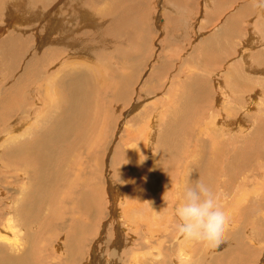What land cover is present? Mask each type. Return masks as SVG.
I'll return each mask as SVG.
<instances>
[{"label": "bare ground", "instance_id": "1", "mask_svg": "<svg viewBox=\"0 0 264 264\" xmlns=\"http://www.w3.org/2000/svg\"><path fill=\"white\" fill-rule=\"evenodd\" d=\"M31 1H33V0H31ZM71 1L72 0H57V2L55 4H51V3H48L46 1L44 3V5H42V6L39 5L37 2L36 5H39L38 11H36V12L30 11L32 13L31 16L33 17L34 21L36 23L40 24L41 22H43V21L45 22L48 19L45 22L46 23L45 24V30L42 33L38 34L37 29L39 26L35 27L34 22H32V21L28 22L29 19L26 16V13H27L26 11L29 8L28 5H30V4H28L26 2V0H0V67L3 69L0 72L3 73L6 78L11 79L12 76L16 77V80L12 79L13 80L12 88L8 89V91H6L5 88H2V91H4V92H2V93L0 92L2 94V97H3V99L0 100V113H2L1 110L3 109V114L1 116L5 120V123L3 122L2 125H0V127H3V125H5L3 127V129L0 131V136H5L7 138V140L6 139L4 140L6 143L5 144L2 143L4 145L0 144V148L3 147L5 150V151L2 150L3 152L0 153V220H2L1 219L2 216H5L4 221H0V264H55L54 259H56V258H62L64 260L63 261L64 264H69L70 262H71V264H76L77 260H76L75 255L77 256V249L73 246V244L72 245L70 244L71 241H69L67 236H66L69 233L63 235V237L65 239V245L64 246H65V250L67 252L66 253L65 251H63L66 254L65 257H60L56 252H53L52 254L56 253L57 257L53 258V256H52V258L49 259L51 257V255L48 258L47 257L48 254H45V252L48 251L47 247L50 244V241H53L51 237L52 236H53V238L58 237L57 236L59 234L58 231H57L58 234L56 235V237H54L55 230L56 229L58 230L59 227L61 229V226H62V225L57 226V228L55 229V227H56L55 223L57 221L53 224L54 221L52 222V220H54L55 217L52 218V216L53 215L55 216V214H58L60 217V215H62L64 213L62 208H64L63 206H65V203H67V206L70 207L69 200L67 201V199H65V197H63L64 194H66L69 190L64 191L62 193L60 192V190H62L60 185H63V183L65 182V175L63 174L65 171L63 173H62V171L65 170L69 166V164H67L68 161L66 162L63 160L62 161L64 163L66 162V164H64V163L62 164L61 160L58 161L59 157L61 156L60 159H62V154L64 155L63 150H68L70 153V149H67V148L69 146L73 145L72 140H70L73 136H76V138L78 139L77 135H75V134L76 133L80 134L77 132V130L80 129L78 126L77 119H78L79 115L83 114L82 112H83V109L85 107H83L82 105L85 104L87 108H90V106H92V105L88 104L90 102L88 100V98L90 95H94V93L99 95V91H100V89H98V88H100L99 82L103 77L105 78L106 75L109 76L108 74H111L110 80L113 78L112 80H115L118 83H119L118 79L121 80V84L119 83L120 86H118V87L114 86V88H116V90H114L115 93H113L111 90L110 94H108V91L106 93V91H104L102 88V87H104L106 82L104 84L102 83V86H101V89L103 91L102 94H106V97H105V99H107L106 101H108V97L109 98L112 97V99L114 101H115V99H118L119 101L122 99L124 100L129 96V93H131L130 90L128 89L127 82L130 80L134 81L136 75L139 76L138 75L139 74L138 68H140V65L138 67L137 62L136 63L134 62L135 61L134 60L135 58L133 57L134 53H131L133 55L130 56L131 54L128 55V51L125 50L128 48V44L125 42H121V41L119 42V38L125 37L126 41H131L133 39L130 37V35H133L132 33L143 34L144 39L142 38V41L144 40V42H146V46H148L147 43L150 41L149 37H150V35L152 37V34L154 32V31H152V29H154L156 27L153 25L154 28L152 27V29L151 28L148 29L150 23H148L145 20H144L145 22H140L141 21L140 19L143 17V15L141 13H144V15H146L148 13L147 12L148 10L140 4H139L140 8L135 9V8H133V6L126 4V0H78L77 4H75L74 6L69 4V2H71ZM144 1H146V0H144ZM222 2H225V3H222ZM234 2L238 4L237 5L238 7L236 6L235 11L228 14L224 20L220 21L221 17L223 15H225V13L227 11L229 12L228 9L230 7L235 8ZM169 3H171V2H169ZM4 4H5V7L3 6ZM252 4H253V0H216L215 4H213L211 2V0H206L205 9L203 12L204 18H203L202 26L205 28L207 25V22H209V21L212 22V20L214 19L216 27L213 28V30L210 29V33H205L206 36L203 39H201L200 42L198 41L199 45H197V46L195 45V47L192 48V53L190 55L186 52L185 53L190 56L189 58H191V57L193 58L195 56H198V59L200 61H203L206 63H207V59H208V62L220 63L219 65H221L222 62H225L226 61L225 59H227V61L229 62L230 60H228V58L231 56H229L230 53L228 54V52L233 50V48H234L233 46H234L236 40L239 38V36L242 33L241 31H242L243 25H246V28H247V29L245 28L246 29V36H248L250 38V40L249 39L248 40L253 44V46L258 44V40H264V9L260 8L257 10V12H255L253 15L250 16L248 9H252ZM32 5H34V4L32 3L30 5L31 8L33 7ZM143 5H144V3H143ZM190 10H191V8H190ZM209 10H212V11H209ZM231 10L232 9H230V11ZM250 11H252V10H250ZM181 12H183V10H181L180 13L178 11L179 14H181ZM76 14L77 15L81 14V16L78 17L80 20V23L78 24L79 25L78 28L74 27L73 25L69 26V24H65V21H64L65 18L67 19L68 17H70L71 22H73L74 19L76 18L75 17ZM132 14H134V15L136 14V16H137L135 18L134 22H132L130 19ZM177 18H178V16H177ZM162 21H163V19H162ZM218 21H220V22L218 23ZM94 22L97 23V25L102 24V27L96 31H99L101 29H106V31L109 29H112V30H109L112 34L111 36H108V37H110L109 42H107L108 38H105L106 36L103 37V34H101L99 36L100 43L88 44V43H86V41H84V39L88 40V38L86 35H83L81 33H84L85 32V31H83L84 28H86V27L89 28L90 26H92L91 24ZM138 22H140V23H138ZM155 22H156V20H155ZM6 23H8V24H6ZM43 24L44 23H42L41 25H43ZM177 24H179V22H177ZM190 24L192 27L194 26V23L190 22ZM159 26H161V25H159ZM210 26H212L211 23H210ZM126 27L130 28V30L126 29ZM209 28H212V27H209ZM208 29H207V31H208ZM154 30L156 32V28ZM172 30H174V28ZM7 31L9 32V35L3 37V33L5 34ZM28 31L34 32V34L32 33L29 36V34H26V33H28ZM176 31L177 30H175V32ZM175 32H174V34H176ZM205 32H206V30H205ZM159 34H158V36H159ZM196 35H197V33H196ZM75 36H79V37L77 38ZM193 36L195 37V34ZM202 36H204V35H202ZM202 36L200 35V37H202ZM175 38L176 39H174V40H179L180 37L175 36ZM259 38H261V39H259ZM204 39L206 41H204ZM246 39H247V37H246ZM30 40L31 41L34 40V44H32V43L30 44ZM168 40H169V38H168ZM104 41H106V42H104ZM191 42L192 41H190V43ZM250 42L247 45L248 47L246 46L247 47L246 49H248L250 47L249 46ZM110 43L112 45H109ZM131 43H130V45L132 46ZM165 43H166V40H165ZM194 43H196V42H194ZM238 43H240V42H238ZM188 44H189V42H188ZM261 45H262V46H260L261 51L258 48H256L255 50H259V52H261V53H259V52L258 53L260 55L261 54L264 55V43ZM116 46H118V48ZM135 46H138V44ZM253 46H252V48H253ZM241 47L243 48V46H241ZM161 49H163V48H161ZM92 50H94V51L92 52ZM225 50H227L226 56L225 57L221 56V55H223L222 52L223 51L225 52ZM252 51L253 50L251 49V52ZM156 53H157V51H156ZM216 53L221 54V55H218ZM212 54H214V55L216 54L218 58L216 56H212ZM160 55H162V54H160ZM256 55H257V58L262 56V55L260 56L258 54H256ZM200 56L205 57V58L201 59ZM247 56H253V55H249L248 51L246 50V52L242 54L240 60H238V61L233 60L232 62H234V64L226 67L225 72H220L221 70L220 71L217 70L220 73L219 81L217 79L212 80L211 78H210V80H208V78H207L206 81H203V80H199V79H203V78H200L202 76L197 77L195 75L196 76L195 77L193 75L194 77H192V81H191L193 83H190V80L187 77V79H185L184 81H182V82L180 81L181 82L180 84L170 86V88L172 87V89H173L171 91V93H175L174 94L175 96L176 95L178 96V94L181 90H182L181 91L182 93L186 92L183 96V99H186V101L190 102V103L196 102V101L202 102L203 100L205 103H207L208 99L215 96V98H217V101H218L216 103H218V106L220 105L218 111L223 112L222 114H220V113L218 114L219 117L215 116L216 115L215 113L214 114L212 113L211 116L209 117V119H207V120H205L204 118L202 119L200 117H199L200 118L199 119L196 116L198 118V120L196 118V120H197L196 123H195V120L193 122L190 121V123H189V122H186V120L188 118L184 117V115L186 114L184 108L182 107V109H181V107L180 108L176 107L175 109L179 111L177 113L178 116H174V117L169 118V116L166 115V119H168V120L165 119L163 121H161V120L156 121V118H154V117L158 118V116L153 115L152 116L153 118L151 117L152 119H148L145 122V126L143 127L144 129L147 127L145 130V133H141V132L140 133L142 135H144V136H141V137H143L141 139L142 140L141 144L144 143L145 147H146V150L144 152L145 157H146V163L143 162V160L141 159V156H139V152L137 150H133V152H132V151H130L131 149L129 148L130 149L129 151L132 153L129 156H126V158L131 157L128 160L129 164L126 161L128 164V167H130V166L133 167L135 172L138 173V175H141L144 172L150 171L151 165H153L152 170L155 168L154 162H153V164H150V162L155 160L156 161L155 163H158L155 156H157V152L160 154V150L166 149V144L174 143L176 146L177 152H178V149L183 150L184 152L186 151L185 149H187V145L185 142L188 141V145H189V143L192 144L191 152H190V149H188V153H187L188 155H187V157H185L186 158L185 162H184L185 164H178L176 162V164H171L169 167L167 166L168 168L166 169L167 171H170V172L172 171V174H170L171 178L175 176V178H172V180L175 182L177 181L176 185L174 186V188H175L174 192H175L176 196L172 195V197L175 199H180V200H178L179 205H180V203H182L183 190H184L185 185L189 182V179H190V181L192 180L193 182L195 180L199 179L206 184L210 183V182L207 183L206 180L201 176V174H198V172H197V171H200V173H201L202 169H201L200 164H204V163L206 164L207 158L205 156H203V154H204L203 148H205L206 146H208V149L211 148L209 150H211V153H214V157H215L218 155V153L222 152V148L220 149L219 147H216V144H217L216 143V137L217 136H220L221 138L224 139L221 141V144L224 145L223 148H225V147L227 148L228 143H230L232 145H233V143H237V142L241 144L242 141H244V142L246 141V143H247L248 140H255L257 135L259 134V130H258L255 133L252 132V133L246 134V136L244 135L245 137L243 139H242V137L240 139V137L239 138L236 137V135L233 134L232 131L230 130L233 125L231 126L230 123L225 122V119L230 121L232 114L235 111L234 107L236 106V104H235V106L229 105L232 102L230 100L231 95H233L232 100L235 101L239 106L240 105L243 106V103H242L243 100L242 99H244L243 97H244L245 93H248L247 95H245V99L248 101L249 104H252L254 102L259 103L258 101L264 95V73L262 72V74L259 75V73L256 74L255 71H252L249 68V70H251V72H249V74H246V71H245L246 67L243 69V64L240 63V61H243V63H245L247 60L246 59ZM211 57H214L216 59L213 60V58H211ZM139 58H141L140 60L142 61V57L140 55H139ZM139 58L137 57L136 59H139ZM189 58H188V62H189ZM237 58H239V57L237 56ZM262 58H263V62L261 61L262 62L261 64L264 65V57L262 56ZM163 59L161 61L164 62V64H166V60L164 61ZM165 59H166V57H165ZM191 59H190V61L194 60V59H192V60ZM130 61L134 62L133 65L131 64L132 62L130 64H128ZM200 61H199V63H200ZM188 62H187V64H188ZM141 64L143 65L144 61ZM156 64H157V62H156ZM160 64H161V62H160ZM182 64L183 63H181V65ZM207 64H209V63H207ZM246 64H248V63H246ZM250 64H249V66H250ZM193 65H194V63H193ZM195 65H197V64H195ZM198 65H200V64H198ZM216 65L218 66V64H216ZM216 65H214V66H216ZM226 65H228V64H226ZM184 66H185V64H184ZM189 66H187V67H189ZM54 67H58V69L55 70V69H53ZM190 68H192V67L190 66ZM198 68H200V67H198ZM201 68H202V66H201ZM212 68L214 69V67H212ZM220 68H221V66H220ZM257 68H259V66ZM127 69H130L131 72L130 73L126 72ZM164 69L166 70V68H164ZM177 69H176V71H177ZM216 69H218V68H216ZM216 69H214V70H216ZM247 69L248 68H246V70ZM262 69L264 70V68H262ZM189 70H191V69H189ZM263 70H261V71H263ZM106 71H108V72L104 73ZM204 71H206V70H203L202 72L206 73L208 71V67H207V71L206 72H204ZM217 71H215V72H217ZM101 72H103L102 75H101ZM195 72L197 73V71H195ZM200 72H201V70H200ZM202 72L200 74H202ZM91 73H92V75H91ZM160 73H161V71H160ZM209 73L212 76H214L213 70L211 72L209 71ZM187 74H189V73H187ZM221 74H223L224 77ZM160 76H162V75H160ZM178 76H179V74H178ZM186 76H188V75H185L184 77H186ZM226 76H228V77H226ZM230 76L232 78H234L233 76H235V80H236V82L234 81L235 83L229 79ZM166 77H167V75L162 79H165ZM177 77H174V78H177ZM209 77H211V76H209ZM6 78H4V79H6ZM195 78H197V79L199 78V79L197 80ZM212 78H214V77H212ZM215 78H217V76ZM154 79H153V81H155ZM159 79L160 78H158V82H159ZM137 80H139V78H137ZM156 81H157V78H156ZM255 81H257V82H255ZM110 82L111 81H109V78H108V84H110ZM134 83H136V81H134ZM113 84H114V82L112 83V85ZM131 84H132V82H131ZM142 84H144V83H142ZM149 84H151V83H149ZM161 84H163V82H161L160 85ZM98 85H99V87H98ZM112 85H110V86H112ZM115 85H116V83H115ZM155 85H156V83H155ZM105 86H109V85L106 84ZM166 86L168 87V85H166ZM239 86L242 89L238 88ZM250 86H254V87L256 86L255 89L259 88V90L255 91V89H253L254 92H256V93L253 94V92H252L249 94V92H250L249 87ZM132 87H134V86H132ZM141 87L144 89L146 86L144 87L142 85ZM161 87H163V85ZM246 87H248L249 90L248 89L246 90L245 89ZM157 88H158V86H157ZM104 89H105V87H104ZM110 89H112V88L109 87L108 90H110ZM193 89L195 90V93L191 92L190 94H188L189 90L193 91ZM165 90H167V88ZM137 91H138V89H137ZM157 91H159V89ZM142 92H143V90H142ZM150 93H152V92H150ZM150 93H149V95H150ZM96 94L94 97H96ZM17 95H19L21 100L18 99L19 100L18 101L16 99ZM160 95L158 94V97ZM101 97H102V95H101ZM92 99H94V98L92 97ZM146 99H148V98H146ZM166 99H168V98H166ZM141 100H143V99H141ZM156 100H157V98H156ZM97 101L99 102L100 99ZM136 101H135V103H137ZM172 101H174V99ZM109 102H111V101H109ZM109 102H107V103H108V106L110 107ZM116 102H117V100H116ZM211 102H212L211 104L214 103L213 100ZM111 103H113V102H111ZM203 104L204 103H202V105ZM209 104H210V102H209ZM96 105H97V103H96ZM100 105H101V103H100ZM105 105H104V108H105ZM141 105L142 104L140 102H138V104H136L134 109H133L135 111L139 109L138 113L135 114L136 116H134L135 118L137 117V119L140 115H142V113H144L146 110H148V107H149V105H146L145 107L141 108ZM144 105H145V102H144ZM154 105L155 104H153V106ZM194 105H195V103H194ZM170 106L173 107L171 104H170ZM182 106H184V105H182ZM207 106H208V104H207ZM207 106L205 104V107L203 109H206ZM208 107H210V106H208ZM99 108L102 109L103 104H102V107L99 106ZM110 108H112V107H110ZM164 108H165V106H164ZM240 108L242 110H244V109L249 110V107H247V106H245V107L243 106ZM125 109H127V108H125ZM250 109L252 110V108H250ZM90 110L93 111L92 108ZM88 111L89 110H87V111L85 110V112H88ZM112 111H114V110H112ZM135 111H131L130 113H128V111H127L128 114L125 115L126 119H125V122L123 124L125 126H123L121 124L124 128L129 127V122L126 120L131 119L130 115L134 114ZM204 111L201 109L198 112L203 113ZM101 112L102 111H100V115H102V113H103V112L102 113ZM194 112H196V111H194ZM214 112H215V110H214ZM87 114H84V115H87ZM112 115L113 114H111L110 116H112ZM98 116H99V113H98ZM190 116H191L190 118H192L193 115H190ZM15 117H21L23 119V121H15V119H14L15 122L10 124L11 119L15 118ZM101 117L103 118V116H101ZM57 118L60 119V121H59V123L56 124ZM86 118H87V116H86ZM108 118H109V115H108ZM99 119L97 121H99ZM137 119H134V120H137ZM32 120H33V123L31 126H26L27 128L24 127L25 129L23 128L24 130H22V131L18 130L20 125H22V127H23L24 123H29ZM81 120H84L83 117H81ZM81 120L79 122H81ZM93 120H94V118H93ZM106 121H108V120H106ZM18 122H20L21 124L19 125ZM88 122H91V121H88ZM92 124H94V126H95V128L94 127H92V128L96 129L95 124H97V123H92ZM239 124H242V123H239ZM196 125H198V126H196ZM254 125H256V124H254ZM98 126L101 127V125H97V127ZM180 126H181V131L183 129L184 133L181 132L179 134L177 128H179ZM242 126H243V124H242ZM83 127L84 126H82L81 129H83ZM81 129H80V132H81ZM84 129L86 130V126ZM89 129H87V130H89ZM157 129L160 131L159 135H157V132H156ZM94 131H91V132L93 133ZM126 131H127V129H126ZM97 132L98 131H96L95 134H97ZM119 132H121V131H119ZM155 132H156V134H155ZM86 133H88V132H86ZM133 133H134V131H133ZM116 134H117V132H116ZM119 134H121V133H119ZM90 135H92V134L90 133ZM84 136H87V135H84ZM97 136H95L94 138H96ZM116 136H118V135H116ZM120 136L121 135H119L117 137V139H116V137H114V140H112L111 142H115V144H116L119 142V139H122V142H123L124 138H122V137L120 138ZM155 136H157L158 139ZM111 137H113V135ZM92 138H93V135H92ZM102 138H101V140H103ZM90 140H91V138H90ZM90 140L88 139L89 144L91 143ZM74 141L75 140H73V142ZM78 141H77V143H78ZM99 141L95 140V142H98V144H99ZM62 142H63V144H62ZM88 142H85V143L83 142L82 145H84V144L88 145ZM92 143H93V141H92ZM102 143H100V144H102ZM82 145H80V146H82ZM95 145H93V146L95 147ZM154 145H158V148H155ZM238 145H236V146H238ZM115 146L116 145H114V148H116ZM122 146H125V145H122ZM241 146H243V144L239 146L240 149L242 148ZM74 147L72 148V150L74 149ZM91 147H92V145H91ZM95 148H98V147H95ZM119 148H117V149H119ZM77 152H79V151H77ZM119 152H120L119 154L122 157L121 159H123V156L126 155L127 150H126V152L121 151V150ZM235 153H236V151H235ZM2 154H3V160L1 157ZM189 155H191L190 158H189ZM233 155H234V153H233ZM236 155L238 157V154H236ZM71 156L72 155L70 154L69 158H71ZM118 157H119V155H118ZM209 157H211V156H209ZM113 159H115L114 156H113ZM121 159H119L118 162H121L120 161ZM182 159H184V158H182ZM72 161H73V159H72ZM58 162H61V164L60 163L54 164V163H58ZM69 162H71V161H69ZM171 163H172V161H171ZM208 163H210V160ZM212 163H210V164H212ZM73 164H74V161H73ZM226 164H227V162H226ZM71 165H72V162H71ZM223 165L221 166L219 164V166H221L222 168H223ZM79 166H80V164H79ZM206 166H207V164H206ZM243 166H244V164H243ZM53 167H56V170L54 172H53ZM209 169H211V167H209ZM166 170H164V171H166ZM232 170H233V168H232ZM247 170L248 169H246V171ZM79 171H81V170L79 169ZM252 173L253 172H251V174ZM258 173H256V175ZM121 175H123V174H121ZM159 175H161V174H159ZM220 175H222L224 177V174H219V176ZM247 175H250V174L247 173ZM125 176H127V175H125ZM164 176L166 177L165 174H164ZM227 176H225V178ZM114 177H115V175H114ZM123 177H124V175H123ZM204 177H207V176H204ZM208 177H209V175H208ZM160 178H162V177L160 176ZM167 178L169 180V176ZM245 179H247V176ZM164 180H166V179H164ZM164 180H162V181H164ZM168 180H166V182ZM212 180L214 181V179H212ZM224 180L225 179H223L221 181L219 180L218 183H215V185L212 184L211 187L214 186L212 189L213 190L215 189V192L219 198V203L221 205H223L230 198H233V200H235V202H233V204L234 203L236 204V199L238 198V196L240 198H242L241 192H244L243 191L244 188L241 187L242 190H240L239 189L240 187L236 186L237 190L235 191V193L233 191V188H232L233 192H231V190L228 187H226L227 184H225ZM231 180H232V178H231ZM241 180L237 182L238 183L237 185H240L239 182H241ZM54 181L57 184L60 183V184H58V187H57L59 190L58 195H56L57 194L56 192L54 195L53 188L55 186L52 187L53 186L52 183ZM156 181H155V183H156ZM55 182H54V184H56ZM166 182H165V184L167 185V183L169 181L167 183ZM226 182H227V180H226ZM229 182H231V181H228V184H229ZM159 183H161V182H159ZM253 183L255 184V182H253ZM168 184H170V183H168ZM173 184H172V186H173ZM97 185H99V184H97ZM104 185H107V182H105ZM244 185H246V182H245V184L243 182V186ZM161 186L159 185L160 188H161ZM149 187H151V186L149 185ZM254 187H256V185ZM57 188H56V190H57ZM165 188H167V187H165ZM91 189L92 188H90V190ZM100 189H101L100 186H96V184H94L93 193L90 196L89 193L84 194L85 191H87V190H85V189L83 190L81 188L82 191H81V193L79 192L78 195L84 194L83 195L84 197L82 200H80L81 203L80 202L75 203L76 206H77V204L78 205L85 204V205L89 206V209L87 208V206H86V208L89 210L90 213H92L93 215L95 213H97L98 209L96 207L98 205L95 207L94 206L95 202H93L94 205L92 206L91 200L93 198L99 199V196L101 193ZM105 189L106 188L104 187V190ZM261 189H262V187H261ZM64 190H65V188H64ZM72 190H73V192H75L74 189H71V191ZM250 190H252V189H250ZM101 191L103 192V190H101ZM119 191H120V193L118 195H120V202H119L118 207L120 208V210L118 212V215L116 214L117 215V222L115 225L116 226L115 234L117 237L115 236V238L112 240V245H113L112 247L113 248L110 249L107 253L105 252L107 250L106 248L105 249L101 248L100 249V251H101L100 257H103L101 260H100V257L98 255V252L97 253L95 252V255H94V254H92V251H91V253L88 255L89 260L86 262V264H120V263L121 264H171L172 262H170V261L172 259H173L172 261H174L176 259L177 263H180V264H264V258L263 259L260 258L261 260H257V261L255 259L256 254L260 255V253H263V252H261V249H260V248H262L263 245L260 246L259 248H253L254 247L253 240L250 238H247V237L245 238L241 233V230H240L241 228L237 232L235 231V229H233L235 226L233 228H230V230L227 232L229 237L226 236L228 239V245L227 246H225V244L227 243L226 237H225L224 242L221 244V246L219 248L210 249V248L206 247L201 242L184 239L177 231V224L179 222H177L174 219L168 218V220H166L164 218L162 220L163 221L162 227H160V229L162 228L163 230H159V232L153 230V226H155V224L158 221L156 216L159 215V213L156 210H153L152 213H150V214L149 213L146 214V212H143L142 208L135 210V208H140V207H135V204L134 205L131 204L130 209H132V213L134 216H130L128 213L129 211H127V213H126L128 215V217H127V215L124 213L126 210H128L127 209V206L129 205L128 204L129 199L127 197L128 195H126L125 188L124 189L121 188V190L119 189ZM121 191L123 193V196H122ZM127 191H128V189H127ZM247 191H249V189ZM155 192L158 193L157 191H155ZM106 193H107L106 191L102 193L103 197H105V198H106ZM156 193H155V195H156ZM165 193H166V191H165ZM249 193H251V192H249ZM256 193H258V190H257V188H254L253 194H256ZM261 193L263 194V191ZM39 194H40V197H39ZM46 194H49V195L53 194L54 198H56V199H54L53 195H52V198H51L52 200L49 199L50 201L45 202L44 205L42 204V206H41L42 208H40V209H42V211H40V209H38L37 212H35L34 208L36 207L39 198L43 199L44 198L43 196ZM245 194L248 195L247 193H245ZM262 194H260V195H262ZM251 196H252V194H251ZM66 197H69V196H66ZM168 199H170V197ZM64 200H66L67 202L66 201L64 202ZM258 202L259 201L256 198H253L252 203H250V204H251V206L254 207L255 204L256 205L259 204ZM106 203L108 204V203H110V201L109 202L105 201V205H107ZM31 204H34L35 207L34 208H32L33 206L30 207ZM71 204H72V202H71ZM125 204H126V207H123V205H125ZM246 204H244V205H246ZM175 205H177V204L175 203ZM168 206H170V205H168ZM251 206H249L248 208H245L246 207L245 206L244 207L245 210H243V213L246 212L245 213L246 215H252L255 211H254V208ZM146 207L147 206H145V208ZM164 208H166V207H164ZM61 209H62L63 213H61ZM87 209H86V211H87ZM81 210H82V208H81ZM159 210H161V209H159ZM164 210L165 209H163V211ZM235 210H237V209H235ZM68 211H69V209H68ZM86 211L84 213H88ZM166 211H167V209H166ZM169 211H171V210H169ZM241 212L242 211H240L238 213V215H240ZM255 213L253 216H255ZM76 214L78 215V213H76ZM47 215H48V218L50 217L49 219L47 218ZM67 215L68 214L66 213V216ZM82 215H83V212H82ZM263 216H264V214H263ZM68 217H69V215L67 216V218ZM133 217L135 218L136 221H140L139 224H141V223L146 224L145 230L142 233L139 232V234H141L143 237V234L146 233L147 235L145 237L147 240L144 242V240L142 238L140 239V241H139V238H137V237L135 238L139 242L142 241V243L143 242L145 243L139 250L143 251L144 250L143 247L146 246L147 242H148V244H150V245L147 244L149 247L147 246L145 248V250L149 251L150 254L147 253L148 256L145 255L143 258H138L137 255H139V254L135 253L133 250H131V252H129V253L123 252L121 250L122 246L120 247V246H118L119 243L118 244L115 243L116 241H119V240L122 241L124 238H126L128 240L131 239L129 237V234L125 235V230H124L125 226L122 227L120 225L126 224L128 226V225H130V223L132 225H134L135 222L133 221ZM239 217H241V216H239ZM250 218H253V217L251 216ZM63 219H64V216H63ZM126 219H127V221L129 220L128 221L129 224L125 222ZM55 220H57V219H55ZM67 220L68 221L72 220V218L67 219ZM256 220H257V216H256ZM62 221H64V220H62ZM76 221H80V220L78 219ZM112 221H113V219H112ZM233 221H234V219L232 220V222ZM250 221H252V220H250ZM86 222H88V220L85 221V226H84V224H83V226H81L83 228H81L80 230H76V233H80V232L82 233L84 229H85V232L88 231V229H89L88 227H91V226L87 225ZM103 222H101V223H103ZM236 222H235V224H237ZM51 223H52V225H51ZM166 223H169V224H166ZM239 223H241V222H239ZM80 225H82V224H79V226ZM100 225H102V224H100ZM69 226H71V225H69ZM75 226H77V225H75ZM243 226H245L244 223H243ZM249 226H253L252 222L249 224ZM249 226L246 228L250 229L251 227H249ZM133 227H130V228H133ZM100 228H102V227H100ZM112 228H113V226H112ZM170 228H172V230H170ZM49 229L52 231H50ZM60 229H59V232L62 231ZM109 229L110 228L108 227L104 230L103 238L105 237V234L109 231ZM73 230L75 231L74 227H73ZM100 230H102V229H100ZM129 231H130V229L128 230V232ZM247 232H249V231H247ZM254 232L256 233L255 230H254ZM131 233H132V231H131ZM49 234L51 237H49ZM263 234H264V232H263ZM61 235H62V233L59 236H61ZM133 235L134 234H132V236ZM154 238H156L157 240H154ZM55 241H57V240H55ZM225 241H226V243H225ZM98 242H99V240H98ZM142 243H140V245H142ZM60 244H61V242H60ZM258 244H260V243H258ZM53 245H56V244L54 243ZM135 245H138V242L135 241ZM200 246H202V247H200ZM225 247L226 248L229 247V249L224 250ZM256 247H258V246H256ZM49 248H50V246H49ZM52 248L55 249L54 246ZM166 248H167V250H166ZM199 248L201 249L200 253H199ZM95 250L97 251L96 247H95ZM221 250H224V252L222 253L223 255H216V254L220 253ZM52 251H53V249H52ZM166 251L168 253H166ZM79 252H81V251H79ZM69 253H71V255H72V260H71V255ZM63 255H64V253H63ZM140 257H142V256L140 255ZM55 261L57 263V260H55ZM79 262L80 261H78V263Z\"/></svg>", "mask_w": 264, "mask_h": 264}, {"label": "rangeland", "instance_id": "2", "mask_svg": "<svg viewBox=\"0 0 264 264\" xmlns=\"http://www.w3.org/2000/svg\"><path fill=\"white\" fill-rule=\"evenodd\" d=\"M34 1V0H33ZM33 1H31V0H26V2L28 3V4H34V5H32L33 7L31 8V6L30 5H28V9H27V13H26V16H27V18L29 19H27L28 20V22L29 21H32V22H34V24H35V27H38V29H37V32H38V34L39 33H42L44 30H45V22L48 20H46L45 22L43 21V22H41L40 24H38V23H36L35 21H34V19H33V17L31 16V12H36V11H38V7H39V5H44V3L47 1L48 3H51V4H55L56 2H57V0H35L34 2ZM44 1V2H43ZM51 1V2H50ZM77 1L78 0H72L71 2H69V4H71V5H75V4H77ZM131 1V2H130ZM167 1V2H166ZM32 2V3H31ZM37 2H38V4L39 5H36L37 4ZM40 2V3H39ZM134 2V3H133ZM169 2H171V3H169ZM173 2V3H172ZM211 2L213 3V4H215L216 3V0H211ZM143 3H144V5H143ZM166 3V4H165ZM222 3H225V2H222ZM126 4H129L130 6H133V8H135V9H137V8H140L139 6L140 5H142L144 8H146L148 11V13L146 14V15H144V13H141L142 15H143V17L140 19L141 21L140 22H145V21H147L148 23H150L149 24V27H148V29H152V27L154 28V26H156L155 28H156V32H155V28L154 29H152V31H154L153 32V34H152V37H151V35H150V37H149V39H150V41L147 43L148 44V46H146V42H144V40L142 41V38L144 37L143 36V34H137V33H132L133 35H130V37L131 38H133L131 41H126L125 40V37H121V38H119V42L121 41V42H125V43H127L128 44V48L127 49H125V50H127L128 51V55L129 54H131V53H134V55L133 54H131L130 56H132L133 55V57L135 58L134 60V62L136 63L137 62V64H138V67H139V65H140V68H138V75L139 76H137L136 75V77H135V80L134 81H136V83H134V81H132V80H130V81H128L127 82V85H128V89L130 90V92L131 93H129V96L126 98V99H122V100H118V99H115V101L112 99V97L111 98H109L108 97V101H106L107 99H105V97H106V94H102V89H101V86H102V83L104 84L105 82H106V84L107 85H109V86H105L104 85V87H105V89H104V87H102L103 88V90L104 91H106V93H107V91H108V94H110V91L112 90V92L113 93H115V91L114 90H116V88H114V86L115 87H118V86H120L119 85V83L121 84V80H119L118 79V81H119V83L118 82H116L115 80H110V76H111V74H108L109 76H107L106 74V77L104 78H102L101 80H100V88H98V89H100V91H99V95L98 94H96V93H94V95H90L89 96V98H88V100L90 101L88 104H90V105H92V106H90V108H87L86 107V105L85 104H83L82 106L83 107H85L84 109H83V116L82 115H79V117H78V119H77V121H78V126H79V128L81 129V127L82 126H84L83 127V129L85 128V126H86V130L87 129H89V130H83V129H81V132H80V129H78L77 130V132L78 133H80V134H75V135H77V137H78V139L76 138V136H73L70 140H72V143H73V145H71V146H69L67 149H70V153H69V151L68 150H63V152H64V155L62 154V159H60L61 158V156L59 157V160L58 161H71L72 162V165H71V162H67V164H69V166L65 169V170H63L62 171V173L65 175V182L63 183V185H60V187H61V189L62 190H60V192L62 193V192H64V191H68L66 194H64V196L63 197H65V199H67V201L69 200V202H70V207H68L67 206V203H65V206H63L64 208H62L63 209V212H62V209H61V213H63L62 215H60V217H59V215L58 214H55V216L53 215L52 216V218L53 217H55V219H57V220H52V222H53V224L55 223V225H56V227H55V229L57 228V226H61V229H60V227L58 228V230L56 229L55 230V232H54V237H56V235L58 236V237H56V238H53V236L51 237L50 236V234H49V237H51L52 238V240L53 241H50V244L48 245V247H47V249H48V251H46L45 252V254H48L47 255V257L49 258L50 257V255H51V257L49 258V259H51L52 258V256H53V258L55 257H57V255H56V253L60 256V257H65V252H66V250H65V239H64V237H63V235L64 234H67V233H69L68 235H66L67 236V238H68V240L69 241H71V245L73 244V246L77 249V256L75 255V257H76V260H77V262H76V264H86V262L89 260V257H88V255L91 253V251H92V254H94L95 255V252L97 253L98 252V255H99V257L101 256V254H100V249L102 248V249H107L105 252L107 253L110 249H112L113 247V245H112V240L115 238V236H116V234H115V229H116V222H117V215H118V212H119V210H120V208L118 207L119 206V202H120V195H118L119 193H120V191H119V189L121 190V188H125V191H126V195H128L127 197H128V199H129V202H128V206H127V209L128 210H126L125 211V213L124 214H126L127 213V211H129L128 213H129V215L130 216H134L133 215V213H132V209H130V207H131V204H135V207H140V208H135V210L136 209H143V212H146V214H150V213H152V211L153 210H156L158 213H159V215L158 216H156L157 217V219H158V221H157V223L155 224V226H153V230H155V231H157V232H159V230H163L162 228L160 229V227H162V223H163V219L165 218L166 220H168V218L169 219H174V220H176L177 222H179L178 221V218H176V215H175V209L179 206V201L178 200H180V199H175V198H173L172 197V195H175L176 196V194H175V192H174V190H175V188H174V186L176 185V183H177V181L175 182V181H173L172 180V178H175V176L174 177H172L171 178V175L170 174H172V171L170 172V171H167L166 169L171 165V164H176V162L178 163V164H185L184 162H185V157H187V153H188V149H190V152H191V149H192V144L191 143H189V145H188V141L187 142H185L186 143V145H187V149H185L186 151L184 152L183 150H180V149H178V152H177V150H176V146H175V144L174 143H172V144H166V149H162V150H160V154L157 152V156H155V158H156V160H157V162L158 163H155L156 161L155 160H151L152 162H150V164H153V162H154V164H155V168L152 170V166L153 165H151V170L150 171H148V172H144L143 174H141V175H138V173H136L135 172V170H134V168L133 167H128V164H129V162H128V160L131 158V157H127L126 158V156H129L132 152H133V150H137L138 152H139V156H141V159L143 160V162H145L146 163V157H145V150H146V147H145V144L143 143V144H141L142 142V138L143 137H141V136H144V135H142L141 133H145V130H146V128L144 129L143 127L145 126V122L148 120V119H152L153 117V115H156V116H158V118L157 117H154V118H156V121H159V120H161V121H163V120H165L166 119V115L167 116H169V118H171V117H174V116H178V110H176L175 108L176 107H178V108H180L181 107V109H182V107L184 108V110H185V112H186V114L184 115V117L185 118H188L187 120H186V122H189L190 123V121L191 122H193L194 120H195V123H196V121L198 120V118L200 117V118H204L205 120H207V119H209V117L211 116V114L213 113H215L216 115L215 116H217V117H219V113L220 114H222L223 112L222 111H218V109H219V107H220V105L218 106V103H216V102H218L217 101V98H215V96L214 97H212V98H210V99H208L207 100V103H205L204 102V100L202 101V102H200V101H196V102H187L186 101V99H183V96H184V94L186 93H182L181 91L179 92V94H178V96L176 95H174L175 93H171V91L173 90L172 89V87L170 88V86H172V85H178V84H180L182 81H184L185 79H187V77H188V79L190 80V83H193V82H191L192 81V77H194L195 75L197 76V77H200V76H202V77H200V78H203V79H199V80H203V81H206V79L208 78V80H210V78L213 80H218L219 81V76H220V73H219V71L220 72H225L226 71V67H228L229 65H233L234 64V62H232L233 60H235V61H238V60H240L241 59V56H242V54L243 53H245L246 52V50L248 51V53H249V55H253V56H247V60H246V62L245 63H243V61H240V63L241 64H243V69L246 67V68H248L247 70H246V68H245V71H246V74H249V72H251V70L252 71H255V73L256 74H258L259 73V75L260 74H262V72L264 73V70L262 69V68H264V65H262L261 63L263 62V58H262V56L264 57V55L263 54H259V53H261V52H259V50L261 49L260 48V46H262L261 44H263L264 43V40H258V44H256L255 46H253V44L249 41L250 40V38L248 37V36H246V25H243V28H242V33H241V35L239 36V38L236 40V42H235V44H234V48H233V50L232 51H230V52H228V54H229V56H231V57H229L228 58V60H230L229 62L227 61V59H225L224 61L225 62H222V64L221 65H219L220 63H215V62H212V63H210V62H208V59H207V63H209V64H207L206 62H203V61H200L199 59H198V56H195V57H191L192 59H194V60H192L191 58H189L190 56V54L192 53V48H194L195 47V45L197 46V45H199V42L201 41V39H203L206 35H205V33H210V29L211 30H213V28H215L216 27V24H215V20L213 19L212 20V22L211 21H209V22H207V25L209 26V27H212V28H209L207 25H206V27L204 28L203 26H202V23H203V18H204V9H205V4H206V0H146V1H144V0H126ZM133 4V5H132ZM140 4V5H139ZM162 4V5H161ZM173 4V5H172ZM234 4H235V8H229L228 10H229V12L227 11L226 13H225V15H223L222 17H221V19H220V21L221 20H224L225 18H226V16L228 15V14H230V13H232L233 11H235V9H236V6L238 5L237 3H235L234 2ZM36 5V6H35ZM4 7H5V4L3 5ZM161 6V7H160ZM129 7V6H128ZM238 7V6H237ZM34 8V9H33ZM37 8V9H36ZM178 8V9H177ZM190 8H191V10H190ZM33 9V10H32ZM168 9V10H167ZM230 9H232L231 11H230ZM258 9H260V8H258V7H255L254 6V2H253V4H252V9H248V12H249V14H250V16L251 15H253L255 12H257V10ZM165 10V11H164ZM179 11V13H180V11L181 10H183V12H181V14H179L178 13V11ZM250 10H252V11H250ZM29 11V12H28ZM31 11V12H30ZM209 11H212V10H209ZM25 12V11H24ZM165 12V13H164ZM185 12V13H184ZM197 12V13H196ZM53 13V12H52ZM160 14V15H159ZM169 14V15H168ZM128 15V14H127ZM157 17H156V16ZM81 16V14H79V15H77L76 14V18L74 19V21L73 22H71V19H70V17H68L67 19L65 18V24H69V26H74V27H79V23H80V20H79V18L78 17H80ZM150 16V17H149ZM174 16V17H173ZM177 16H178V18H177ZM225 16V17H224ZM137 16H136V14L134 15V14H132L131 15V17H130V19H131V21L132 22H134L135 21V18H136ZM156 17V18H155ZM145 18V19H144ZM148 18V19H147ZM175 18V19H174ZM223 18V19H222ZM147 19V20H146ZM162 19H163V21H162ZM171 19V20H170ZM145 20V21H144ZM155 20H156V22H155ZM172 21V22H171ZM179 22V24H177V22ZM181 21V22H180ZM192 22V23H194V26L192 27L191 26V24H190V22ZM220 21H218V23L220 22ZM39 22V21H38ZM140 22H138V23H140ZM165 22V23H164ZM196 22V23H195ZM42 23H44L43 25H41ZM161 23V24H160ZM210 23H211V25L212 26H210ZM213 23V24H212ZM253 23V22H252ZM6 24H8V23H6ZM92 26H90L89 28L88 27H86V28H84V30L83 31H85L84 33H81V34H83V35H86L87 36V38H88V40H85L84 39V41H86V43H88V44H94V43H100V40H99V36L101 35V34H103V37H105V38H108L107 39V42H109V39H110V37H108V36H111L112 34H111V32L109 31V30H112V29H109V30H107L106 31V29H101V30H99V31H96V30H98V29H100L101 27H102V24H100V25H97V23H92L91 24ZM154 25V26H153ZM159 25H161V26H159ZM214 25V26H213ZM179 26V27H178ZM209 29H208V28ZM12 28V27H11ZM40 28V29H39ZM174 28V30H172ZM187 28V29H186ZM246 28V29H245ZM126 29H129L130 30V28H128V27H126ZM207 29H208V31H207ZM175 30H177L176 32H175ZM205 30H206V32H205ZM245 30V31H244ZM72 31V30H71ZM159 31V32H158ZM109 32V33H108ZM174 32L176 33V34H174ZM202 32V33H201ZM34 34V32H29L28 31V33H26V34H29V36H30V34ZM160 33V34H159ZM182 33V34H181ZM185 33V34H184ZM196 33H197V35H196ZM158 34H159V36H158ZM164 34V35H163ZM173 34V35H172ZM195 34V37L193 36ZM7 35H9V32L7 31L5 34L3 33V37H5V36H7ZM163 35V36H162ZM188 35V36H187ZM200 35L202 36V35H204V36H202V37H200ZM140 36V37H139ZM175 36H179L180 38H179V40H174V39H176L175 38ZM75 37H79V36H75ZM246 37H247V39H246ZM32 38V37H31ZM153 38V39H152ZM168 38H169V40H168ZM144 39V38H143ZM181 39V40H180ZM241 39V40H240ZM249 39V40H248ZM259 39H261V38H259ZM165 40H166V43H165ZM197 40V41H196ZM190 41H192L191 43H190ZM199 41V42H198ZM204 41H206L205 39H204ZM244 41V42H243ZM250 42V47L248 48V49H246L248 46V44H249V42ZM104 42H106V41H104ZM129 42V43H128ZM132 42V43H131ZM152 42V43H151ZM188 42H189V44H188ZM194 42H196V43H194ZM238 42H240V43H238ZM34 44V40H30V44ZM130 43L132 44V46L130 45ZM145 43V44H144ZM164 43V44H163ZM243 43V44H242ZM82 44V43H81ZM137 45L138 44V46H135V45ZM109 45H112L111 43L109 44ZM134 45V46H133ZM144 45V46H143ZM176 45V46H175ZM180 45V46H179ZM192 45V46H191ZM237 45V46H236ZM164 46V47H163ZM241 46H243V48L241 47ZM247 46V47H246ZM252 46H253V48H252ZM117 48H118V46H116ZM245 47V48H244ZM161 48H163V49H161ZM236 48V49H235ZM240 48V49H239ZM256 48H258L259 50H255ZM152 49V50H151ZM242 49V50H241ZM251 49L253 50L252 52H251ZM263 49V48H262ZM166 50V51H165ZM236 50V51H235ZM94 50H92V52H93ZM156 51H157V53H156ZM241 51V52H240ZM243 51V52H242ZM257 51V52H256ZM261 51V50H260ZM182 52V53H181ZM188 53L189 55H187L186 53ZM259 52V53H258ZM241 53V54H240ZM145 54V55H144ZM160 54H162V55H160ZM216 54H218V53H216ZM214 55V54H212V56H216L217 57V55ZM222 54L223 55H221V54H218V55H221V56H226V54H227V50H225V52L223 51L222 52ZM233 54V55H232ZM256 54H258V55H260L261 57H259V58H257V55ZM138 55V56H137ZM139 55L142 57V61L140 60L141 58H139ZM149 55V56H148ZM155 57H154V56ZM183 55V56H182ZM235 55V56H234ZM256 55V56H255ZM95 56V55H94ZM146 58H145V57ZM148 56V57H147ZM237 56L239 57V58H237ZM139 58V59H136V58ZM144 57V58H143ZM154 57V58H153ZM165 57H166V59H165ZM185 57V58H184ZM235 57V58H234ZM160 58V59H159ZM164 58V59H163ZM180 58V59H179ZM188 58H189V62H188ZM200 58L201 59H204L205 57H201L200 56ZM211 58H213V60H215L216 58H214V57H211ZM218 58V57H217ZM254 58V59H253ZM155 59V60H154ZM166 60V64H164V62H162L161 60ZM183 59V60H182ZM187 59V60H186ZM190 59L192 60V61H190ZM197 59V60H196ZM232 59V60H231ZM259 59V60H258ZM261 59V60H260ZM140 60V61H139ZM182 60V61H181ZM186 60V61H185ZM253 60V61H252ZM143 61H144V64L142 65L141 63H143ZM185 61V62H184ZM194 61V62H193ZM197 61V62H196ZM199 61H200V63H199ZM262 61V62H261ZM132 62V63H131ZM133 61H130L128 64H132L133 65V63H134ZM154 62V63H153ZM156 62H157V64H156ZM160 62H161V64H160ZM187 62H188V64H187ZM194 63V65H193V63ZM196 62V63H195ZM227 62V63H226ZM181 63H183L182 65H181ZM214 63V64H213ZM246 63H248V64H246ZM251 63V64H250ZM168 64V65H167ZM184 64H185V66H184ZM187 64V65H186ZM195 64H197V65H195ZM198 64H200V65H198ZM216 64H218V66L216 65ZM226 64H228V65H226ZM237 64V63H236ZM248 66H246V65ZM249 64H250V66H249ZM255 64V65H254ZM167 65V66H166ZM195 70V71H197V73L192 69V68H190V66ZM206 65V66H205ZM212 65V66H211ZM214 65H216V66H214ZM137 66V65H136ZM144 68H142V67ZM147 66V67H146ZM187 66H189V67H187ZM198 68V67H200V68H196V67ZM201 66H202V68H201ZM220 66H221V68H220ZM254 66V67H253ZM259 66V68H257ZM207 67H208V71H207ZM212 67H214V69H216V68H218V69H216V70H214ZM151 68V69H150ZM153 68V69H152ZM160 70H159V69ZM164 68H166V70L164 69ZM179 70H178V69ZM185 68V69H184ZM225 68V69H224ZM249 68L251 69V70H249ZM53 69H55V70H57L58 69V67H54ZM144 71H143V70ZM147 69V70H146ZM158 69V70H157ZM169 71H168V70ZM176 69H177V71H176ZM188 69V70H187ZM189 69H191V70H189ZM223 69V70H222ZM1 70H3L1 67H0V71ZM172 70V71H171ZM184 70V71H183ZM200 70H201V72L203 71V70H206V71H204V72H206V73H203L202 72V74H200L201 72H200ZM214 71V76H212L210 73H209V71L211 72V71ZM217 70H219V71H217ZM257 70V71H256ZM261 70H263V71H261ZM160 71H161V73H160ZM168 71V72H167ZM184 73H183V72ZM192 71V72H191ZM199 71V72H198ZM215 71H217V72H215ZM108 71H106V72H104V73H107ZM126 72H131L130 71V69H127L126 70ZM143 72V73H142ZM154 72V73H153ZM194 72V73H193ZM102 73L103 72H101V75H102ZM187 73H189V74H187ZM193 73V74H192ZM209 73V74H208ZM244 73V72H243ZM162 75V76H160V75ZM178 74H179V76H178ZM200 74V75H199ZM207 74V75H206ZM91 75H92V73H91ZM153 75V76H152ZM155 75V76H154ZM159 75V76H158ZM167 75V77L165 78V79H162V78H164L165 76ZM185 75H188V76H186V77H184ZM194 75V76H193ZM206 75V76H205ZM217 76V78H215L216 76ZM221 75H223V74H221ZM158 76V77H157ZM178 76V77H177ZM190 76V77H189ZM195 76V77H196ZM209 76H211V77H209ZM229 76V75H228ZM228 76H226V77H228ZM6 78L5 76H4V74L3 73H1L0 72V92L2 93V92H4V91H2V88H5V90L6 91H8V89H10V88H12V86H13V80L15 79L16 80V77H11V79L10 78H6V79H4V78ZM148 77V78H147ZM157 78V81H156V78ZM174 77H177V78H174ZM212 77H214V78H212ZM223 77H224V75H223ZM222 77V78H223ZM234 78H232L231 76L229 77V79L231 80V81H235L236 82V80H235V76H233ZM107 78V79H106ZM108 78H109V81H111L110 82V84H108ZM137 78H139V80H137ZM155 78V79H154ZM158 78H160L159 79V82H158ZM13 79V80H12ZM104 79V80H103ZM147 79V80H146ZM153 79L155 80V81H153ZM195 79H197V78H195ZM197 79V80H198ZM228 79V78H227ZM247 79V78H246ZM10 80V81H9ZM145 80V81H144ZM150 80V81H149ZM114 82V84L112 85V83ZM138 81V82H137ZM147 81V82H146ZM149 81V82H148ZM181 81V82H180ZM98 82V81H97ZM131 82H132V84H131ZM161 82H163V84H161L160 85V83ZM165 82V83H164ZM167 82V83H166ZM234 82V83H235ZM255 82H257V81H255ZM115 83H116V85H115ZM142 83H144V84H142ZM146 83V84H145ZM149 83H151V84H149ZM155 83H156V85H155ZM169 83V84H168ZM177 83V84H176ZM131 84V85H130ZM138 84V85H137ZM145 87L144 89L141 87L142 85ZM165 84V85H164ZM99 85H98V87H99ZM110 85H112V86H110ZM130 85V86H129ZM148 85V86H147ZM163 85V87H161ZM166 85H168V87L166 86ZM132 86H134V87H132ZM157 86H158V88H157ZM160 86V87H159ZM241 86V85H240ZM240 86L238 87V88H240ZM110 87V88H112V89H110V90H108V88ZM136 87V88H135ZM252 87V88H251ZM256 87V86H255ZM255 87L254 86H250L249 87V89H248V87H246L245 89L247 90H249L250 92H249V94L250 93H252L253 92V94H255L256 92H254V90L253 89H255ZM114 88V89H113ZM140 88V89H139ZM167 88V90H165ZM107 89V90H106ZM134 89V90H133ZM136 89V90H135ZM137 89H138V91H137ZM143 90V92H142V90ZM159 89V91H157ZM161 89V90H160ZM170 89V90H169ZM240 89H242V88H240ZM133 90V91H132ZM141 90V91H140ZM252 90V91H251ZM256 90H259V88H256L255 89V91ZM135 94H133V93ZM137 92V93H136ZM150 92H152V93H150ZM168 92V93H167ZM191 92H193V93H195V90L193 89V91L191 90H189V93L188 94H190ZM0 93V100L1 99H3V97H2V94ZM112 93V94H113ZM142 93V94H141ZM149 93H150V95H149ZM160 95L159 97L161 98H159L158 97V94ZM95 94H96V97H94L95 96ZM148 94V95H147ZM163 94V95H162ZM248 93H245V95H247ZM101 95H102V97H101ZM165 95V96H164ZM245 95H244V99H242L243 100V106L245 107V106H247V107H249V110H246V109H244V110H242L240 107H243L242 105H238L235 101H233L232 100V96L233 95H231V103L229 104V105H232V106H235V104H236V106L234 107L235 108V111L233 112V114H232V117H231V119H230V121H228V120H226L225 119V122H227V123H230L231 124V131H232V133L233 134H235L236 135V137H240V139H241V137H242V139L246 136V134H249V133H255V132H257L258 130H259V134L257 135V137H256V139L255 140H248L247 141V143H246V141L244 142V141H242L241 142V144L240 143H233V145L232 144H230V143H228V145H227V148L225 149V148H223V144H221V141L222 140H224L223 138H221L220 136H217L216 137V147H219L220 149L222 148V152L221 153H218V155L217 156H215L214 157V153H211V150H209V149H211V148H209L208 149V146H206L205 148H203V151H204V154H203V156H205L206 158H207V160H206V164H207V166H206V164L204 165V164H200L201 165V173H200V171H197L198 172V174H201V176L206 180V182L207 183H209L208 185L211 187V185L213 184V185H215V183H218L219 182V180L221 181V180H223V179H225L224 181H225V184H227L226 185V187H228L230 190H231V192H233L234 191V193H235V191L237 190V187L236 186H238V187H240L239 189L240 190H242L241 189V187L242 188H244V192H241V195H242V198H240L239 196H238V198L236 199V204L234 203L233 204V202H235V200H233V198H230L229 200H227L222 206L224 207V208H228V209H230L231 207V210H233V218H232V220L234 219V221L231 223V226H230V228H233L234 226V228L233 229H235V231L237 232L240 228V230H241V233H242V235L246 238H250V239H252L253 240V245H254V247L253 248H259L260 246H262V248H260L261 249V252H263V253H260V255H258V254H256L255 255V259H256V261L257 260H261V259H263L264 258V234H263V232H264V216H263V214H264V95L261 97V99L258 101L259 103H257V102H254V103H252V104H249L248 103V101L245 99ZM104 96V97H103ZM154 96V97H153ZM162 96V97H161ZM168 96V97H167ZM173 96V97H172ZM180 96V97H179ZM2 97V98H1ZM92 97L94 98V99H92ZM101 97V98H100ZM131 97V98H130ZM157 98V100H156V98ZM172 97V98H171ZM96 98V99H95ZM100 99V101L98 102L97 100H99ZM146 98H148V99H146ZM166 98H168V99H166ZM170 98V99H169ZM178 100H177V99ZM16 99L18 100H21V98L19 97V95H17L16 96ZM102 99V100H101ZM105 101H104V100ZM112 99V100H111ZM131 99V100H130ZM141 99H143V100H141ZM154 99V100H153ZM164 99V100H163ZM174 99V101H172ZM213 100V104H211L212 102V100ZM215 99V100H214ZM18 100V101H19ZM93 100V101H92ZM116 100H117V102H116ZM126 100V101H125ZM137 100V101H136ZM103 101V102H102ZM109 101H111V102H113V103H111V102H109ZM131 101V102H130ZM135 101L137 102V103H135ZM145 102V105H144V102ZM255 101V100H254ZM82 102V101H81ZM107 102H109V105H110V107H112V108H110L109 106H108V103ZM138 102H140L142 105H141V108H143V107H145L146 105H149V107H148V110H146L144 113H142V115H140L139 117H138V119L140 120H138L137 119V117L135 118L134 116H136L135 114L136 113H138V110H133L134 109V107H135V105L136 104H138ZM152 102V103H151ZM172 102V103H171ZM209 102H210V104H209ZM96 103H97V105H96ZM100 103H101V105H100ZM107 103V104H106ZM130 105H129V104ZM133 103V104H132ZM157 103V104H156ZM165 103V104H164ZM167 103V104H166ZM173 106V107H171L170 106V104ZM189 103V104H188ZM194 103H195V105H194ZM202 103H204L203 105H202ZM102 104H103V108L101 109V108H99V106L100 107H102ZM106 104V105H105ZM128 104V105H127ZM153 104H155L154 106H153ZM162 104V105H161ZM205 104H206V106H207V104H208V106H210V107H206V109H203L204 107H205ZM245 104V105H244ZM247 104V105H246ZM104 105H105V108H104ZM112 105V106H111ZM122 105V106H121ZM127 105V106H126ZM182 105H184V106H182ZM197 105V106H196ZM200 107H199V106ZM251 107H250V106ZM89 106V105H88ZM129 106V107H128ZM158 106V107H157ZM164 106H165V108H164ZM187 106V107H186ZM203 106V107H202ZM239 106V107H238ZM254 106V107H253ZM261 106V107H260ZM82 107V108H83ZM131 107V108H130ZM140 107V106H139ZM138 107V108H139ZM93 109V111H91L90 109ZM97 108V109H96ZM99 108V109H98ZM125 108H127V109H125ZM153 108V109H152ZM158 108V109H157ZM173 108V109H172ZM193 108V109H192ZM195 108V109H194ZM200 108V109H199ZM239 108V109H238ZM250 108H252V110L250 109ZM254 108V109H253ZM106 109V110H105ZM119 109V110H118ZM125 109V110H124ZM205 110L203 113L201 112H198L199 110ZM215 110V112H214V110ZM241 109V110H240ZM85 110L87 111V110H89L88 112H85ZM95 110V111H94ZM102 111L101 113H102V115H100V111ZM112 110H114V111H112ZM170 110V111H169ZM173 112H172V111ZM192 110V111H191ZM91 111V112H90ZM98 111V112H97ZM127 111H128V113H130L131 111H135L134 112V114H132V115H130V117H131V119H128V120H126V121H128L129 122V127H126V128H124L123 126H125V125H123L124 124V122H125V119H126V117H125V115H127L128 113H127ZM156 111V112H155ZM158 111V112H157ZM169 111V112H168ZM191 111V112H190ZM194 111H196V112H194ZM1 112L2 113H0V118L2 117L1 115L3 114V109L1 110ZM90 112V113H89ZM110 114H109V113ZM125 112V113H124ZM218 112V113H217ZM88 113V114H87ZM97 113V114H96ZM98 113H99V116H98ZM105 113V114H104ZM108 113V114H107ZM158 113V114H157ZM84 114H87V115H84ZM97 116H96V115ZM107 114V115H106ZM111 114H113L112 116H110ZM91 117H90V116ZM108 115H109V118H108ZM190 115H193L192 116V118H190L191 116ZM200 115V116H199ZM86 116H87V118H86ZM101 116H103V118L101 117ZM107 116V117H106ZM198 118H197V117ZM207 116V117H206ZM245 116V117H244ZM81 117H83V119L84 120H81ZM106 117V118H105ZM152 117V118H151ZM92 118V119H91ZM93 118H94V120H93ZM98 118H100L99 119V121H97L96 119ZM119 118V119H118ZM196 118H197V120H196ZM199 118V119H200ZM14 119H15V121H23V119L21 118V117H15V118H12L11 119V121H10V124L11 123H13V122H15L14 121ZM21 119V120H20ZM90 119V120H89ZM115 119V120H114ZM134 119H137V120H134ZM193 119V120H192ZM243 119V120H242ZM81 120V122H79ZM97 122H96V121ZM105 120V121H104ZM106 120H108V121H106ZM117 120V121H116ZM166 120H168V119H166ZM237 120V121H236ZM59 121H60V119H58L57 118V120H56V124L57 123H59ZM88 121H91V122H88ZM93 121V122H92ZM136 121V122H135ZM224 121V120H223ZM239 121V122H238ZM5 123V120H4V118L2 117L1 119H0V125H2V123ZM100 122V123H99ZM116 122V123H115ZM121 122V123H120ZM202 122V121H201ZM244 122V123H243ZM19 123V125L21 124L20 122H18ZM32 123H33V120L32 121H30L29 123H24V125H23V127H22V125H20L19 126V131H22V130H24L25 128H27L26 126H31L32 125ZM92 123H97V124H95L96 125V129H94L95 128V126H94V124H92ZM239 123H242L243 124V126H242V124H239ZM29 124V125H28ZM123 126H122V125ZM131 124V125H130ZM135 124V125H134ZM254 124H256V125H254ZM13 125V124H12ZM88 125V126H87ZM97 125H101V127L100 126H98L97 127ZM103 125V126H102ZM199 125V124H198ZM198 125H196V126H198ZM5 125H3V127H4ZM81 126V127H80ZM255 126V127H254ZM3 127H0V131L3 129ZM25 127V128H24ZM89 127V128H88ZM92 127H94V128H92ZM100 127V128H99ZM234 127V128H233ZM251 127V128H250ZM22 128V129H21ZM24 128V129H23ZM92 129V130H91ZM119 129V130H118ZM126 129H127V131H126ZM137 129V130H136ZM144 129V130H143ZM178 129V132H179V134L182 132V133H184V131H183V129H182V131H181V126L179 127V128H177ZM253 129V130H252ZM83 130V131H82ZM95 130V131H94ZM100 130V131H99ZM85 131V132H84ZM91 131H94L93 133L91 132ZM96 131H98L97 132V134H95L96 133ZM119 131H121V132H119ZM133 131H134V133H133ZM261 131V132H260ZM83 132V133H82ZM86 132H88V133H86ZM105 132V133H104ZM116 132H117V134H116ZM141 132V133H140ZM156 132H157V135H159L160 134V131L157 129L156 130ZM156 132H155V134H156ZM82 133V134H81ZM85 133V134H84ZM90 133L93 135V138H92V135H90ZM100 133V134H99ZM103 133V134H102ZM119 133H121V134H119ZM102 134V135H101ZM79 135V136H78ZM84 135H87V136H84ZM97 136L96 138H94L95 136ZM113 135V137H111ZM116 135H121L120 136V138L122 137V138H124L123 139V142H122V139H119V144L118 143H116L115 144V142H111L112 140H114V137H116V139H117V137L118 136H116ZM245 135V136H244ZM101 136V137H100ZM88 137V138H87ZM99 137V138H98ZM103 137V138H102ZM156 138H157V136H155ZM259 137V138H258ZM75 138V139H74ZM84 138V139H83ZM90 138H91V140H90ZM98 138V139H97ZM101 138L103 139V140H101ZM2 139V140H1ZM7 140V138L5 137V136H0V144H2V143H6L4 140ZM83 139V140H82ZM88 139L90 140V144H89V142H88ZM158 139V138H157ZM73 140H75L74 142H73ZM79 140V141H78ZM81 140V141H80ZM95 140L97 141H99V144H98V142H95ZM77 141H78V143H77ZM85 143V142H88V145L87 144H84V145H82L83 144V142ZM92 141H93V143H92ZM255 141V142H254ZM103 142V143H102ZM209 142V141H208ZM100 143H102V144H100ZM4 144H2V145H4ZM62 144H63V142H62ZM97 146H96V145ZM116 145L115 147L116 148H114V145ZM118 144V145H117ZM243 144V146H241L242 148L240 149V145H242ZM80 145H82V146H80ZM87 147H86V146ZM91 145H92V147H91ZM93 145H95V147H98V148H95ZM100 147H99V146ZM122 145H125V146H122ZM144 145V146H143ZM230 145V146H229ZM236 145H238V146H236ZM75 146V147H74ZM112 146V147H111ZM143 146V147H142ZM190 146V147H189ZM263 146V147H262ZM74 147V149L72 150V148ZM90 149H89V148ZM120 147V148H119ZM154 147L155 148H158V145H154ZM229 147V148H228ZM2 148V149H1ZM0 148V153H2L3 151H5L4 150V148L3 147H1ZM111 148V149H110ZM113 148V149H112ZM117 148H119V149H117ZM131 150H130V149ZM79 149V150H78ZM229 149V150H228ZM260 149V150H259ZM3 150V151H2ZM82 150V151H81ZM116 150V151H115ZM125 151L126 152V150H127V152H126V155L125 156H123V159H121L122 157H121V155L119 154L120 152L119 151ZM132 151V152H130V151ZM238 150V151H237ZM242 150V151H241ZM244 150V151H243ZM68 151V152H67ZM77 151H79V152H77ZM129 151V152H128ZM156 151V150H155ZM210 151V152H209ZM233 151V152H232ZM235 151H236V153H235ZM90 152V153H89ZM116 152V153H115ZM244 152V153H243ZM118 153V154H117ZM233 153H234V155H233ZM72 155L71 156V158H69V155ZM165 154V155H164ZM211 154V155H210ZM223 154V155H222ZM231 154V155H230ZM236 154H238V157H237V155ZM89 155V156H88ZM117 155V156H116ZM118 155H119V157H118ZM143 155V156H142ZM163 155V156H162ZM180 157H179V156ZM186 155V156H185ZM227 155V156H226ZM113 156H114V158L115 159H113ZM209 156H211V157H209ZM234 158H233V157ZM1 157H2V160H3V154L1 155ZM143 157V158H142ZM191 157V155H189V158ZM214 157V158H213ZM64 158V159H63ZM158 158V159H157ZM182 158H184V159H182ZM216 158V159H215ZM238 158V159H237ZM72 159H73V161H74V164H73V161H72ZM75 159V160H74ZM119 159H121L120 161L121 162H118L119 161ZM181 159V160H180ZM210 160V163H212V164H210V163H208L209 162V160ZM77 160V161H76ZM110 160V161H109ZM112 160V161H111ZM234 160V161H233ZM62 161V164L64 163ZM128 162V164H127V162ZM171 161H172V163H171ZM66 162L64 163V164H66ZM77 162V163H76ZM109 162V163H108ZM205 162V161H204ZM226 162H227V164H226ZM231 162V163H230ZM61 164V162H58V163H54V164ZM246 163V164H245ZM79 164H80V166H79ZM187 164V163H186ZM214 164V165H213ZM219 164L222 166L223 164V168L221 167V166H219ZM243 164H244V166H243ZM250 164V165H249ZM254 164V165H253ZM246 165V166H245ZM79 166V167H78ZM119 166V167H118ZM168 166V167H167ZM211 167V169H209V167ZM231 166V167H230ZM117 167V168H116ZM166 167V168H165ZM206 167V168H205ZM244 167V168H243ZM246 167V168H245ZM250 167V168H249ZM72 168V169H71ZM209 170H208V169ZM232 168H233V170H232ZM261 168V169H260ZM263 168V169H262ZM79 169L81 170V171H79ZM85 169V170H84ZM206 169V170H205ZM223 169V170H222ZM231 169V170H230ZM235 169V170H234ZM246 169H248L247 171H246ZM56 170V167H53V172ZM127 170V171H126ZM164 170H166V171H164ZM208 170V171H207ZM229 170V171H228ZM118 171V172H117ZM220 171V172H219ZM250 171V172H249ZM110 172V173H109ZM127 172V173H126ZM164 172V173H163ZM170 172V173H169ZM246 172V173H245ZM251 172H253L252 174H251ZM259 172V173H258ZM153 173V174H152ZM167 173V174H166ZM224 174V177L222 176V175H220L219 176V174ZM243 173V174H242ZM247 173L248 174H250V175H247ZM256 173H258L257 175H256ZM71 174V175H70ZM118 174V175H117ZM121 174H123L124 175V177H123V175H121ZM159 174H161V175H159ZM164 174L166 175V177L164 176ZM169 174V175H168ZM176 174V173H175ZM214 174V175H213ZM228 176H227V175ZM242 174V175H241ZM245 174V175H244ZM69 175V176H68ZM111 175V176H110ZM114 175H115V177H114ZM125 175H127V176H125ZM164 177H163V176ZM208 175H209V177H208ZM107 176V177H106ZM138 176V177H137ZM160 176L163 178H160ZM169 176V180H168V177ZM204 176H207V177H204ZM219 176V177H218ZM222 176V177H221ZM225 176H227L226 178H225ZM246 176H247V179H245L246 178ZM252 176V177H251ZM263 176V177H262ZM67 177V178H66ZM82 177V178H81ZM121 177V178H120ZM136 177V178H135ZM244 177V178H243ZM254 177V178H253ZM107 178V179H106ZM118 178V179H117ZM160 178V179H159ZM231 178H232V180H231ZM253 178V179H252ZM258 178V179H257ZM67 179V180H66ZM72 179V180H71ZM82 179V180H81ZM164 179H166V180H168L167 182L168 183H170V184H168L167 182H166V180H164ZM212 179H214V181L212 180ZM217 179V180H216ZM242 179V180H241ZM249 179V180H248ZM252 179V180H251ZM263 179V180H262ZM152 180V181H151ZM157 180V181H156ZM162 180H164V181H162ZM171 180V181H170ZM226 180H227V182H226ZM241 180V182H239V184L240 185H237L238 183V181H240ZM254 180V181H253ZM256 180V181H255ZM95 181V182H94ZM155 181H156V183H155ZM228 181H231V182H229V184H228ZM234 181V182H233ZM258 181V182H257ZM55 182V181H54ZM54 182L52 183V187H58V184H60V183H56V184H54ZM105 182H107V185H104V183ZM159 182H161V183H159ZM165 182L167 183V185L165 184ZM213 182V183H212ZM243 182H244V184H245V182H246V185H244L243 186ZM253 182H255V184L253 183ZM68 183V184H67ZM174 183V184H173ZM253 183V184H252ZM260 183V184H259ZM77 184V185H76ZM94 184H96V186H100V196H99V199H96V198H93L92 200H91V203H92V206L94 205V203L93 202H95V207L98 209L96 212L97 213H95L94 215L92 214V213H90L89 212V206H87V205H85V204H80V205H78L77 204V206H76V204L75 203H81V201L80 200H82L83 199V195L84 194H87V193H89V195L91 196L92 195V193H93V186H94ZM97 184H99V185H97ZM158 184V185H157ZM165 184V185H164ZM172 184H173V186H172ZM224 184V185H225ZM242 184V185H241ZM249 184V185H248ZM67 185V186H66ZM71 185V186H70ZM91 187H90V186ZM149 185L151 186V187H149ZM159 185L161 186V188L163 189H161L160 187H159ZM171 185V186H170ZM231 185V186H230ZM253 185V186H252ZM256 185V187H254ZM70 186V187H69ZM158 186V187H157ZM164 186V187H163ZM246 186V187H245ZM54 187V188H55ZM104 187L106 188L105 190H104ZM165 187H167V188H165ZM214 186H212L211 188H213ZM235 187V188H234ZM248 187V188H247ZM259 187V188H258ZM261 187H262V189H261ZM53 188V191H54V195H55V192L57 193L56 195H58V192H59V190H58V188H57V190H56V188L54 189ZM64 188H65V190H64ZM81 188L84 190H87V191H85V193L84 194H79L78 195V193L80 192L81 193ZM90 188H92L91 190H90ZM128 189V191H127V189ZM160 188V189H159ZM174 188V189H173ZM232 188H233V191H232ZM247 188V189H246ZM254 188H257V190H258V193H256V194H253V191H254ZM71 189H74V191L75 192H73V190L71 191ZM79 189V190H78ZM130 189V190H129ZM160 191H159V190ZM166 189V190H165ZM169 189V190H168ZM235 189V190H234ZM249 189V191H247ZM250 189H252V190H250ZM90 190V191H89ZM101 190H103V192H107L106 193V198L105 197H103V192L101 191ZM110 190V191H109ZM113 190V191H112ZM154 190V191H153ZM168 190V191H167ZM260 190V191H259ZM155 191H157L158 193H156ZM165 191H166V193H165ZM214 192H215V189L213 190ZM247 191V192H246ZM263 191V194L261 193ZM91 192V193H90ZM136 192V193H135ZM156 193V195H155V193ZM168 192V193H167ZM174 192V193H173ZM249 192H251V193H249ZM121 193H122V191H121ZM152 193V194H151ZM171 193V194H170ZM173 193V194H172ZM216 193V192H215ZM245 193H247L248 195H246ZM134 194V195H133ZM150 194V195H149ZM162 194V195H161ZM240 194V193H239ZM245 194V195H244ZM251 194H252V196H251ZM260 194H262V195H260ZM10 195V194H9ZM53 195V194H52ZM52 195H49V194H46V195H44L43 197V199H40L39 198V200H38V202H37V205H36V207H35V205L34 204H31V206L30 207H32V208H34V210H35V212H37V210L38 209H40V208H42L41 206H42V204L44 205V203L45 202H48V201H50V200H52L51 198H52ZM54 195H53V198H54ZM102 195V196H101ZM116 195V196H115ZM137 195V196H136ZM149 195V196H148ZM170 195V196H169ZM255 195V196H254ZM257 195V196H256ZM38 196V195H37ZM66 196H69V197H66ZM80 196V197H79ZM82 196V197H81ZM86 196V195H85ZM122 196H123V193H122ZM251 196V197H250ZM39 197H40V194H39ZM47 197V198H46ZM170 197V199H168ZM245 197V198H244ZM115 198V199H114ZM133 198V199H132ZM253 198H256L259 202V204H255L254 205V207L253 206H251V204L250 203H252V199ZM50 199V200H49ZM54 199H56V198H54ZM76 199V200H75ZM114 199V200H113ZM157 199V200H156ZM162 201H161V200ZM175 199V200H174ZM263 199V200H262ZM117 200V201H116ZM164 200V201H163ZM171 200V201H170ZM174 200V201H173ZM232 200V201H231ZM249 200V201H248ZM43 201V202H42ZM66 200H64V202H65ZM66 201V202H67ZM105 201H107V202H109L110 201V203H106L107 205H105ZM116 201V202H115ZM152 201V202H151ZM162 203H161V202ZM176 201V202H175ZM40 202V203H39ZM71 202H72V204H71ZM229 202V203H228ZM231 202V203H230ZM144 203V204H143ZM175 203L178 205H175ZM247 203V204H246ZM40 204V205H39ZM69 204V203H68ZM75 204V205H74ZM163 206H162V205ZM229 206H228V205ZM233 204V205H232ZM244 204H246V205H244ZM74 205V206H73ZM168 205H170V206H168ZM239 205V206H238ZM86 206H87V208H86ZM145 206H147L146 208H145ZM153 206V207H152ZM243 206V207H242ZM246 206V207H245ZM249 206H251V207H253L254 208V211L256 212H254L255 213V216H253L254 215V213L252 214V215H246L245 213L246 212H244L243 213V210H245V208H248ZM82 208V210H81V208ZM123 207H126V204L125 205H123ZM129 207V208H128ZM149 207V208H148ZM157 207V208H156ZM165 209L164 211H163V209ZM164 207H166V208H164ZM245 207V208H244ZM69 209V211H68V209ZM72 208V209H71ZM76 208V209H75ZM107 208V209H106ZM115 208V209H114ZM154 208V209H153ZM175 208V209H174ZM86 209H87V211H86ZM152 209V210H151ZM159 209H161V210H159ZM166 209H167V211H166ZM235 209H237V210H235ZM242 209V210H241ZM107 210V211H106ZM169 210H171V211H169ZM40 211H42V209H40ZM77 211V212H76ZM88 212V213H84V212ZM106 211V212H105ZM150 211V212H149ZM240 211H242L241 213H240V215H238V213ZM75 212V213H74ZM82 212H83V215H82ZM132 214H131V213ZM263 212V213H262ZM66 213L69 215V217L67 218V216H66ZM76 213H78V215L76 214ZM90 213V214H89ZM167 213V214H166ZM171 213V214H170ZM261 213V214H260ZM89 214V215H88ZM109 214V215H108ZM114 214V215H113ZM117 214V215H116ZM166 214V215H165ZM170 214V215H169ZM71 215V216H70ZM127 215V214H126ZM63 216H64V219H63ZM109 216V217H108ZM239 216H241V217H239ZM248 216V217H247ZM252 216L253 218H250V217ZM256 216H257V220H256ZM105 217V218H104ZM127 217H128V215H127ZM237 217V218H236ZM47 218H48V215H47ZM50 218V217H49ZM48 218V219H49ZM59 218V219H58ZM72 218V220H67V219H71ZM109 220H108V219ZM1 219L2 220H0V221H4V219H5V216H2L1 217ZM61 219V220H60ZM80 220V221H76V220ZM112 219H113V221H112ZM241 219V220H240ZM60 220V221H59ZM62 220H64V221H62ZM66 220V221H65ZM88 220V222H86L87 223V225H90L91 227H88L89 229H88V231L87 232H85V229L83 230V232L81 233H76V230H80L81 228H83V227H81V226H83V224H84V226H85V221H87ZM105 220V221H104ZM165 220V221H166ZM250 220H252V221H250ZM84 223H83V222ZM104 221V222H103ZM129 221V220H128ZM127 221V219L125 220V222L126 223H128L129 224V222ZM133 221L135 222L134 223V225H132L131 223H130V225H126V224H121L120 226H122V227H124V230H125V235L126 234H129V237L131 238L130 240H128V239H126V238H124L122 241H116L115 243H119L118 244V246H122L121 247V250L123 251V252H126V253H129V252H131V250H133L135 253H137V254H139V255H137V257L138 258H143L145 255L146 256H148V254L147 253H149V251H146L145 250V248L148 246V245H150V244H148V242H147V244H146V246H144L143 248H144V250L142 251V250H139L145 243V241L147 240L146 239V233H144L143 234V237H142V235L141 234H139V232L140 233H142L144 230H145V227H146V224H139L140 223V221H136L135 220V218L133 217ZM237 221V222H236ZM63 224H62V223ZM71 222V223H70ZM101 222H103V223H101ZM161 222V223H160ZM235 222L237 223V224H235ZM239 222H241V223H239ZM252 222V225L253 226H249V224ZM82 224V225H80L79 226V224ZM243 223H244V225L245 226H243ZM249 223V224H248ZM259 223V224H258ZM100 224H102V225H100ZM111 224V225H110ZM166 224H169V223H166ZM235 224V225H234ZM240 226H239V225ZM51 225H52V223H51ZM64 225V226H63ZM69 225H71V226H69ZM75 225H77V226H75ZM100 225V226H99ZM161 225V226H160ZM261 225V226H260ZM75 228V231L73 230V227ZM112 226H113V228H112ZM134 226V227H133ZM251 227L250 229H248V228H246V227ZM100 227H102V228H100ZM110 228L109 229V231L105 234V237L103 238V236H104V230L106 229V228ZM129 227V228H128ZM130 227H133V228H130ZM136 227V228H135ZM138 227V228H137ZM244 227V228H243ZM50 228V227H49ZM63 228V229H62ZM65 228V229H64ZM67 228V229H66ZM78 228V229H77ZM91 228V229H90ZM93 228V229H92ZM136 230H135V229ZM59 229L60 230H62V231H60L59 232ZM100 229H102V230H100ZM130 229V231L128 232V230ZM139 229V230H138ZM257 229V230H256ZM50 230V229H49ZM65 230V231H64ZM97 230V231H96ZM138 230V231H137ZM141 230V231H140ZM170 230H172V228H170ZM254 230L256 231V233L254 232ZM259 230V231H258ZM50 231H52V230H50ZM57 231H58V233H57ZM70 231V232H69ZM100 231V232H99ZM131 231H132V233H131ZM244 231V232H243ZM247 231H249V232H247ZM98 232V233H97ZM103 232V233H102ZM252 232V233H251ZM258 232V233H257ZM62 233V235L61 236H59L60 234ZM131 233V234H130ZM137 233V234H136ZM255 233V234H254ZM72 234V235H71ZM132 234H134L133 236H132ZM261 234V235H260ZM74 235V236H73ZM99 235V236H98ZM136 235V236H135ZM72 236V237H71ZM108 236V237H107ZM227 237H229V235L227 234L226 235ZM117 237V236H116ZM139 238V241H140V239L142 238L143 240H144V242L142 243V241L141 242H139L137 239H135V238ZM227 237H226V241H227V243H226V241H225V246H227L228 245V239H227ZM64 239V240H63ZM55 240H57V241H55ZM98 240H99V242H98ZM110 240V241H109ZM128 240V241H127ZM136 242H138V245H135V241ZM154 240H157L156 238H154ZM127 241V242H126ZM60 242H61V244H60ZM131 242V243H130ZM56 244V245H53V244ZM101 243V244H100ZM123 243V244H122ZM140 243H142V245H140ZM258 243H260V244H258ZM63 244V245H62ZM80 244V245H79ZM122 244V245H121ZM136 246H134V245ZM257 244V245H256ZM79 245V246H78ZM49 246H50V248H49ZM55 247V249L54 248H52V247ZM62 246V247H61ZM91 246V247H90ZM100 246V247H99ZM111 246V247H110ZM127 246V247H126ZM129 246V247H128ZM204 246V245H203ZM256 246H258V247H256ZM58 247V248H57ZM95 247H96V249H97V251L95 250ZM149 247V246H148ZM200 247H202V246H200ZM80 248V249H79ZM83 250H82V249ZM91 248V249H90ZM131 248V249H130ZM224 248V247H223ZM52 249H53V251H52ZM79 249V250H78ZM229 249V247L228 248H226L225 247V249L224 250H228ZM59 250V251H58ZM130 250V251H129ZM166 250H167V248H166ZM224 250H221L220 251V253H218V254H216V255H223L222 253L224 252ZM63 251H65V252H63ZM79 251H81V252H79ZM94 251V252H93ZM53 252H56V253H54V254H52ZM59 252V253H58ZM62 254H61V253ZM69 252V251H68ZM201 252V249L199 248V253ZM63 253H64V255H63ZM67 253V252H66ZM142 253V254H141ZM166 253H168L167 251H166ZM70 255H71V253H69ZM144 254V255H143ZM150 254V253H149ZM263 254V255H262ZM79 255V256H78ZM140 255L142 256V257H140ZM58 256V257H59ZM257 257V258H256ZM103 257H100V260L102 259ZM261 258V259H260ZM79 259V260H78ZM93 259V258H92ZM55 260H57V263H56V261ZM71 260H72V255H71ZM83 260V261H82ZM173 260V259H172ZM170 261V262H172L173 264L175 263V264H180V263H177V260L175 259L174 261ZM59 261V262H58ZM63 259L62 258H56V259H54V263L55 264H62L63 263ZM78 261H80L79 263H78ZM82 261V262H81ZM171 263V264H172ZM64 264V263H63ZM69 264H71V262L69 263ZM121 264V263H120Z\"/></svg>", "mask_w": 264, "mask_h": 264}, {"label": "clouds", "instance_id": "3", "mask_svg": "<svg viewBox=\"0 0 264 264\" xmlns=\"http://www.w3.org/2000/svg\"><path fill=\"white\" fill-rule=\"evenodd\" d=\"M253 2L255 7L264 9V0ZM175 214L178 233L210 249L219 248L224 242L233 218V210L224 208L213 189L199 179L194 182L189 179Z\"/></svg>", "mask_w": 264, "mask_h": 264}]
</instances>
